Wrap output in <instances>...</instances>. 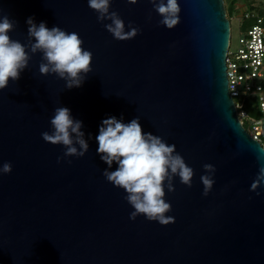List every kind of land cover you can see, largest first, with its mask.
Wrapping results in <instances>:
<instances>
[{"label": "water", "instance_id": "1", "mask_svg": "<svg viewBox=\"0 0 264 264\" xmlns=\"http://www.w3.org/2000/svg\"><path fill=\"white\" fill-rule=\"evenodd\" d=\"M177 2L180 22L168 29L150 0H111L125 31L129 23L140 29L118 41L88 0H0V16L16 22L11 39L28 45L26 21L33 17L78 33L92 53L80 87L41 75L42 54L29 50L20 79L0 90V167L12 165L0 173V264H264V183L250 190L264 148L242 125L229 92L225 3ZM61 106L82 121L89 149L58 163L64 146L41 133L51 131ZM112 116L124 123L139 117L143 132L174 144L193 168L191 187L179 177L175 191L165 187L174 223L130 219L126 192L103 176L108 166L95 137ZM204 164L216 169L207 196Z\"/></svg>", "mask_w": 264, "mask_h": 264}, {"label": "clouds", "instance_id": "2", "mask_svg": "<svg viewBox=\"0 0 264 264\" xmlns=\"http://www.w3.org/2000/svg\"><path fill=\"white\" fill-rule=\"evenodd\" d=\"M136 4L137 0H127ZM154 11L161 17L159 24L173 29L179 22L181 11L177 0H150ZM90 9L97 13V21L104 23L105 29L118 41L135 38L140 29L125 23L116 11H110L111 0H88ZM14 21L8 16H0V90L8 87L9 81L16 82L20 74L28 67L31 54H42L39 73L43 76L55 75L64 80L65 88L82 86L87 74L92 71V53L82 47L83 40L76 32H67L58 26L48 28L45 22H34L33 17L26 21L28 25V45L13 40L9 32L14 30ZM34 41V42H33ZM30 50V53H29ZM51 131L41 133L42 139L52 145H63V157H83L89 149L84 133L80 130L82 121L72 117L69 108L61 106L54 109L50 120ZM75 134V139L73 138ZM100 159L108 166L103 171L106 180L126 192L124 199L134 209L129 218L135 220L143 215L149 221H158L161 225L174 223V217L166 215L171 204L165 200V187L168 192L175 191L174 177L188 187L192 186L194 170L176 151L174 144H168L162 137L151 132H143L139 117L124 123L123 118L115 116L104 119L95 137ZM79 145L77 148L75 145ZM71 163V161H68ZM113 163L116 169L110 171ZM205 173L200 177L204 186L203 195L211 191L216 171L212 164H204ZM11 163H4L0 173H10ZM264 183V166L251 184V191ZM257 195L259 193L257 192Z\"/></svg>", "mask_w": 264, "mask_h": 264}, {"label": "built area", "instance_id": "3", "mask_svg": "<svg viewBox=\"0 0 264 264\" xmlns=\"http://www.w3.org/2000/svg\"><path fill=\"white\" fill-rule=\"evenodd\" d=\"M242 20L247 25H240L234 48L230 38L226 55L228 88L242 125L246 124L250 136L264 148V0L254 2L253 8L244 6ZM249 99L254 100L260 117L246 110Z\"/></svg>", "mask_w": 264, "mask_h": 264}, {"label": "rangeland", "instance_id": "4", "mask_svg": "<svg viewBox=\"0 0 264 264\" xmlns=\"http://www.w3.org/2000/svg\"><path fill=\"white\" fill-rule=\"evenodd\" d=\"M224 3L226 11L232 3L234 4L233 13H231L230 15L227 14L231 24V45L234 48L236 46L238 37L241 34L240 25H247V22L245 20H242V9H244V1L235 0L234 3V0H224ZM236 101H239V99H236Z\"/></svg>", "mask_w": 264, "mask_h": 264}, {"label": "trees", "instance_id": "5", "mask_svg": "<svg viewBox=\"0 0 264 264\" xmlns=\"http://www.w3.org/2000/svg\"><path fill=\"white\" fill-rule=\"evenodd\" d=\"M237 1V0H236ZM240 1H244V6H248L250 8H253L254 6V2H256L257 0H240ZM235 3V0H234ZM234 4L232 3L228 8H227V14L230 15L231 13H233L234 11ZM246 110L248 111V113L252 116L255 117H260L262 114L260 112V110H258V108L256 107V104L254 102L253 99H249L246 101V105H245ZM245 127L246 124H244Z\"/></svg>", "mask_w": 264, "mask_h": 264}]
</instances>
